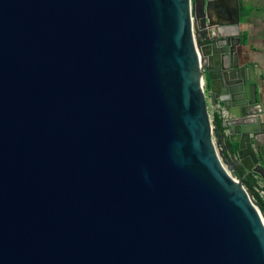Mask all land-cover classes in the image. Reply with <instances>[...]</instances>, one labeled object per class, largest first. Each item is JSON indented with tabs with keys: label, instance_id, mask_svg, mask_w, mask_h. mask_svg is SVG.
<instances>
[{
	"label": "water",
	"instance_id": "obj_1",
	"mask_svg": "<svg viewBox=\"0 0 264 264\" xmlns=\"http://www.w3.org/2000/svg\"><path fill=\"white\" fill-rule=\"evenodd\" d=\"M238 24V0H0V264H264Z\"/></svg>",
	"mask_w": 264,
	"mask_h": 264
},
{
	"label": "crops",
	"instance_id": "obj_2",
	"mask_svg": "<svg viewBox=\"0 0 264 264\" xmlns=\"http://www.w3.org/2000/svg\"><path fill=\"white\" fill-rule=\"evenodd\" d=\"M242 3V7H240ZM220 18L228 17V6H217ZM242 11V12H241ZM239 24L237 26L224 25L218 27L219 35L223 37L236 36L239 39L236 50L240 64L253 66L255 75V105L258 121L264 127V0H238ZM221 19V20H222ZM226 21V20H225ZM209 112L217 113L210 103H207ZM220 115V114H219ZM241 177L247 175L241 167ZM255 176L254 173H250ZM257 185L264 188V180L255 176Z\"/></svg>",
	"mask_w": 264,
	"mask_h": 264
},
{
	"label": "trees",
	"instance_id": "obj_3",
	"mask_svg": "<svg viewBox=\"0 0 264 264\" xmlns=\"http://www.w3.org/2000/svg\"><path fill=\"white\" fill-rule=\"evenodd\" d=\"M240 7H242V3H240ZM212 124L218 132L222 130L221 118L219 114L213 113ZM241 180L242 184L252 193L253 198L264 212V188L257 185V179L253 174L248 173L246 176L241 177ZM259 190H263L262 196L259 195Z\"/></svg>",
	"mask_w": 264,
	"mask_h": 264
},
{
	"label": "built area",
	"instance_id": "obj_4",
	"mask_svg": "<svg viewBox=\"0 0 264 264\" xmlns=\"http://www.w3.org/2000/svg\"><path fill=\"white\" fill-rule=\"evenodd\" d=\"M201 87L203 89V92L205 94V98L207 99V95H206V83H205V80H204V77L201 76ZM259 195L262 196L263 195V190H259Z\"/></svg>",
	"mask_w": 264,
	"mask_h": 264
},
{
	"label": "rangeland",
	"instance_id": "obj_5",
	"mask_svg": "<svg viewBox=\"0 0 264 264\" xmlns=\"http://www.w3.org/2000/svg\"><path fill=\"white\" fill-rule=\"evenodd\" d=\"M207 92V91H206Z\"/></svg>",
	"mask_w": 264,
	"mask_h": 264
}]
</instances>
